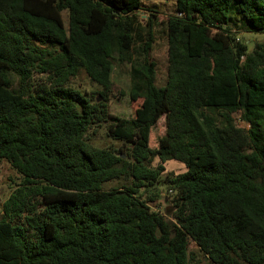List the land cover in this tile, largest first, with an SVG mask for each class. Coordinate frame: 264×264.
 Instances as JSON below:
<instances>
[{
    "label": "trees",
    "instance_id": "16d2710c",
    "mask_svg": "<svg viewBox=\"0 0 264 264\" xmlns=\"http://www.w3.org/2000/svg\"><path fill=\"white\" fill-rule=\"evenodd\" d=\"M175 7L161 22L144 20L142 0H0V160L23 179L3 204L0 264H191L192 242L212 264H264V42L250 52L233 32L236 16L264 33V0ZM115 62L138 76L143 120L109 114ZM81 73L102 101L70 86ZM95 124L126 151L91 147ZM168 160L187 169L165 181L171 219L149 206ZM121 179L131 183L103 189Z\"/></svg>",
    "mask_w": 264,
    "mask_h": 264
},
{
    "label": "rangeland",
    "instance_id": "374dc122",
    "mask_svg": "<svg viewBox=\"0 0 264 264\" xmlns=\"http://www.w3.org/2000/svg\"><path fill=\"white\" fill-rule=\"evenodd\" d=\"M142 3L145 10L143 11L144 20L147 17L146 15L150 14L155 15L158 20L162 22L176 14L175 0H142ZM64 19L67 23V12L64 13ZM233 21V32L236 34L235 37L240 40V42L246 43L250 52L257 43L264 42V33L247 32L250 30L241 23L239 17L233 16ZM156 37L157 39L151 52V58L158 65V81L160 84H164L168 66V46L161 32H157ZM112 78L114 86L108 102L109 114L120 118L143 120L146 116L144 98L140 97L134 90L138 76L134 74V69L131 64L120 65L115 62ZM35 80L39 84L43 83L45 78L36 74ZM70 86L80 90L88 97H92V94L95 93L94 100L96 98L98 101H102V98H99L97 95L101 89L93 84L85 73H81L74 78ZM235 124L238 127L248 128V126L241 121L240 114L235 115ZM167 126L168 113L161 114L151 131L150 140L152 149L158 150L166 142ZM86 138L87 143L94 148H114L116 151L121 148L126 151V147L123 146L122 142L115 141L107 136L106 126L102 124H95L92 126ZM160 164H162L161 161L156 157L151 167L157 168ZM186 170L185 165L176 160H168L164 163L162 181L158 186V191L160 192L159 197L154 202L149 203L153 211L160 212L171 219L172 213H175L177 210V205L174 202L175 194L168 191L165 181L185 173ZM22 180L21 175L13 169L6 160H0V218L3 214V204L21 186ZM130 183V181L125 179L116 180L105 184L103 189L108 191L129 185ZM144 192L145 189H141L140 193ZM146 196L147 195H145V198ZM190 252L193 255L191 264H212L207 256L203 254L193 242L190 246Z\"/></svg>",
    "mask_w": 264,
    "mask_h": 264
}]
</instances>
